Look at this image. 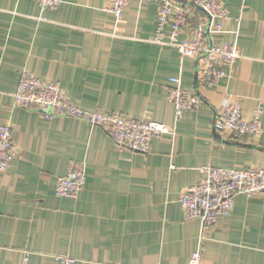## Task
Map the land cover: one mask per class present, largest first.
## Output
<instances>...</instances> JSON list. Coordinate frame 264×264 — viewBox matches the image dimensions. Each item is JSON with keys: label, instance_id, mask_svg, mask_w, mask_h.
Masks as SVG:
<instances>
[{"label": "crops", "instance_id": "0c3cea01", "mask_svg": "<svg viewBox=\"0 0 264 264\" xmlns=\"http://www.w3.org/2000/svg\"><path fill=\"white\" fill-rule=\"evenodd\" d=\"M220 1L229 18L211 21L207 35L235 41L239 57L224 78L198 89L200 108L175 120L169 79L195 89L196 64L151 40L156 2L128 0L116 19L107 0H62L55 9L0 0V124H9L17 151L0 171V264H19L24 253L29 264H58L56 255L73 264H189L194 251L201 264H264V194H236L231 214L218 216L205 239L179 202L204 165L264 169V0ZM193 34L188 25L177 40ZM22 70L57 82L82 109L151 119L174 132L152 138L147 152L120 150L103 126L14 106ZM226 92L239 98L244 117L261 104L258 136L234 141L214 129ZM69 161L85 164V181L75 197L57 196Z\"/></svg>", "mask_w": 264, "mask_h": 264}, {"label": "built area", "instance_id": "2783aa9c", "mask_svg": "<svg viewBox=\"0 0 264 264\" xmlns=\"http://www.w3.org/2000/svg\"><path fill=\"white\" fill-rule=\"evenodd\" d=\"M41 9H55L62 0H34ZM107 11L116 19L122 16L128 0H107ZM157 3L156 26L151 40L158 44L174 45L181 57H191L196 64V88L182 86L180 76H172L165 98L173 104L175 120L183 111H195L203 101L198 93L200 87L215 85L224 78L239 52L236 42L223 40L221 43L208 37L211 21L228 19L229 11L220 0H144ZM193 26L192 37L177 40L184 28ZM217 27V26H215ZM168 28V40L164 29ZM13 105L34 109L45 119L71 117L81 119L91 126L105 127L113 143L120 150L147 152L152 138L164 133H173L174 125L167 126L158 121L122 115L113 111L85 110L63 93L55 81L41 79L33 73L22 70L18 84L12 94ZM263 108L259 104L250 117H244L239 98L226 92L213 117L217 132L226 131L231 140L244 136L256 137L262 131ZM9 124H0V171H4L16 156ZM85 164L69 161L63 175L57 177L54 193L57 196L75 197L85 181ZM203 178L183 189L179 202L186 219L200 221V239L209 238L218 216H228L234 206V197L242 193L247 197L264 194V169L250 167H200ZM58 264H73L74 258L56 255ZM199 251L191 254L189 264H201ZM19 264H29L24 253Z\"/></svg>", "mask_w": 264, "mask_h": 264}]
</instances>
